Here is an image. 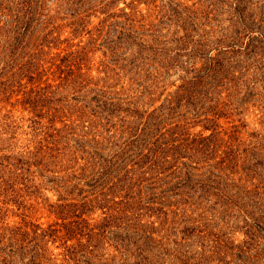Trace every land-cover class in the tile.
<instances>
[{"label":"trees","instance_id":"16d2710c","mask_svg":"<svg viewBox=\"0 0 264 264\" xmlns=\"http://www.w3.org/2000/svg\"><path fill=\"white\" fill-rule=\"evenodd\" d=\"M232 218L264 233V0H0V264H249Z\"/></svg>","mask_w":264,"mask_h":264},{"label":"rangeland","instance_id":"374dc122","mask_svg":"<svg viewBox=\"0 0 264 264\" xmlns=\"http://www.w3.org/2000/svg\"><path fill=\"white\" fill-rule=\"evenodd\" d=\"M181 1H186L189 4H192L194 1L196 0H181ZM124 5V4H121ZM260 109H248L245 114H246V120L249 122L251 130L253 129H261L263 126L260 125V118L262 116L261 113V107H259ZM199 129L196 130V132H198ZM209 133V132H208ZM56 198V197H55ZM54 200V199H53ZM249 201H246V197L245 196H240V204L244 207L245 205H248ZM249 206V205H248ZM37 216H41V214H38ZM235 218V217H234ZM234 218H232L229 223L227 224V234L229 236H232V239L235 241L236 245H238V243H242L243 247H248V255L251 256L250 261H252L251 263L249 262V264H264V233L260 232L259 236H253L254 240H252V238H247L245 231H246V227H244V223L242 221L240 222H233ZM227 219L229 220V218L227 217ZM12 220H19L18 216H13ZM41 222H45V224H47L48 222H52L53 221V217H49L44 215L41 219ZM252 223V221L248 220V225H250ZM226 236V235H225ZM261 237V238H260ZM52 245V244H51ZM53 248L55 249L56 253H60L62 251V249L60 248H56V246L53 245Z\"/></svg>","mask_w":264,"mask_h":264}]
</instances>
